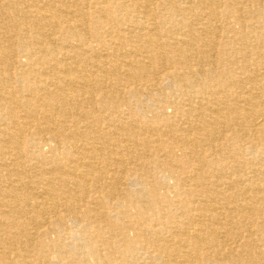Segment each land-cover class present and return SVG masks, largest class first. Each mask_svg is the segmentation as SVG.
Wrapping results in <instances>:
<instances>
[{
    "label": "bare ground",
    "instance_id": "6f19581e",
    "mask_svg": "<svg viewBox=\"0 0 264 264\" xmlns=\"http://www.w3.org/2000/svg\"><path fill=\"white\" fill-rule=\"evenodd\" d=\"M0 264H264V0H0Z\"/></svg>",
    "mask_w": 264,
    "mask_h": 264
}]
</instances>
